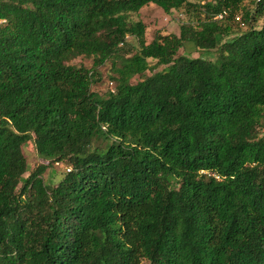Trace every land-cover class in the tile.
<instances>
[{"label":"trees","instance_id":"trees-1","mask_svg":"<svg viewBox=\"0 0 264 264\" xmlns=\"http://www.w3.org/2000/svg\"><path fill=\"white\" fill-rule=\"evenodd\" d=\"M151 3L191 20L147 43L131 14ZM260 14L264 0H0V264H264Z\"/></svg>","mask_w":264,"mask_h":264},{"label":"rangeland","instance_id":"rangeland-1","mask_svg":"<svg viewBox=\"0 0 264 264\" xmlns=\"http://www.w3.org/2000/svg\"><path fill=\"white\" fill-rule=\"evenodd\" d=\"M193 2H202L204 3L205 0H192ZM236 15H239L241 17L242 13L237 12ZM191 15L186 12V8H180L178 10H174L172 13L168 14L166 13L161 7L158 5L151 3L141 9L139 13H132L131 18L133 20H142L146 25V42H150L155 33L157 31L165 32V33H176L178 34L180 31V26L183 23L189 22L191 20ZM234 31L237 33H241L243 31H246L249 27L250 24L246 23H240L238 22L237 19L232 22ZM264 24V14H260L257 16L256 20L252 22V25L256 28L259 29L262 27ZM131 42L136 43V40L133 38L129 39ZM183 51H187L191 53L192 57H198V56H205V58L208 59H215V54H206L201 50H196L194 46L190 43L185 44L184 49H181V53ZM92 60L88 58H77L73 63L75 64H84L87 66H91ZM152 66L155 67L154 63H151ZM164 68L163 66H159L158 69ZM101 80L98 82L97 85L94 86V89L103 93L106 92L107 90H113L116 86L115 81L112 80L111 78V72L109 69V64H105L99 68ZM151 71L147 72V75H150ZM140 79L139 76H136L133 79V82H137ZM260 133L264 135V122L263 125L260 127ZM23 153L26 156L27 163H28V170L36 167L38 164L43 162L42 159H40L37 155V150L36 146L34 143V140L28 139L26 142L23 144ZM68 166L64 163H59L56 165H53L52 167H49L46 172L44 173V180L45 182H50L52 177H54L56 180L54 181L57 182L58 179L63 176L68 170Z\"/></svg>","mask_w":264,"mask_h":264},{"label":"built area","instance_id":"built-area-1","mask_svg":"<svg viewBox=\"0 0 264 264\" xmlns=\"http://www.w3.org/2000/svg\"><path fill=\"white\" fill-rule=\"evenodd\" d=\"M227 15V11L223 10L221 13H219L217 16H215L216 19H223ZM239 19V18H238ZM4 23V20L0 18V26Z\"/></svg>","mask_w":264,"mask_h":264}]
</instances>
